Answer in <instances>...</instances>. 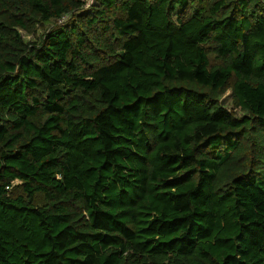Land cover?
I'll return each mask as SVG.
<instances>
[{"label": "trees", "instance_id": "trees-1", "mask_svg": "<svg viewBox=\"0 0 264 264\" xmlns=\"http://www.w3.org/2000/svg\"><path fill=\"white\" fill-rule=\"evenodd\" d=\"M0 264H264V0H0Z\"/></svg>", "mask_w": 264, "mask_h": 264}, {"label": "rangeland", "instance_id": "rangeland-1", "mask_svg": "<svg viewBox=\"0 0 264 264\" xmlns=\"http://www.w3.org/2000/svg\"><path fill=\"white\" fill-rule=\"evenodd\" d=\"M71 15H66L64 17H62L61 19L55 20L52 19L50 20L48 23L46 24H41V25H37L34 30L27 32L24 31L22 29H19V33L21 34L22 38L24 41L26 42H35V41H39L42 37V35L48 31L50 29V27L54 26V25H60L63 24L67 21H69L71 19L70 17ZM229 93L230 91L226 92V94H224L220 99L223 102V104L228 108V109H233V105L231 103V99L229 97ZM19 182H16L12 188L13 193H19L20 192V187L18 185ZM36 199H37V203H41L42 199H41V195L37 194L36 195Z\"/></svg>", "mask_w": 264, "mask_h": 264}]
</instances>
